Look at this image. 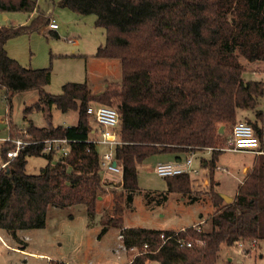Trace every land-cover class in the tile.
I'll return each instance as SVG.
<instances>
[{"label": "trees", "instance_id": "16d2710c", "mask_svg": "<svg viewBox=\"0 0 264 264\" xmlns=\"http://www.w3.org/2000/svg\"><path fill=\"white\" fill-rule=\"evenodd\" d=\"M59 5L80 16H95L105 43L94 56L120 61L122 82L98 94L86 82L66 83L59 95L48 93L51 66H23L9 56L6 46L19 36L45 32L51 15L38 0H0V13L30 17L24 25L0 26V90L9 111L16 94L36 91L39 99L25 115L43 111L49 121L48 127L39 128L25 120L28 123L20 131L7 119L10 139H27V133L34 142L0 169V230L14 238L19 231L43 228L51 208L84 205L90 217L95 215L107 183L100 166L102 148L91 142L98 132L87 113L89 106L114 105L119 113L122 145L115 155L123 178L122 192L114 191L116 214L124 193L132 203L139 190V168L153 156L172 154L179 159L173 162H180L189 154L211 150L207 167L214 176L223 153L218 145L224 130L239 122V111H255L264 98V80L245 79L240 60L264 63V0H60ZM49 35L59 37L51 29ZM53 108L65 114L77 112V124L53 126ZM255 112L256 120L246 123L253 127L263 153L254 159L230 203L212 180L203 194L215 208L209 229L201 225L179 231L122 228L125 249L137 250L128 264H217L224 245L264 242V108ZM47 139L70 140L68 155L45 152ZM3 144L1 164L15 148L13 142ZM39 156L47 159V165L38 175L28 174V158ZM190 178L188 173L164 177L168 192L161 194V201L171 193L192 203L203 199L202 194H193ZM103 224L102 236L111 227H120L116 216Z\"/></svg>", "mask_w": 264, "mask_h": 264}, {"label": "rangeland", "instance_id": "374dc122", "mask_svg": "<svg viewBox=\"0 0 264 264\" xmlns=\"http://www.w3.org/2000/svg\"><path fill=\"white\" fill-rule=\"evenodd\" d=\"M59 2L60 0H38L40 8L49 13L58 24L60 37H51L49 29L41 33L19 36L7 43L9 55L23 66L33 69L51 66L52 79L46 87V91L50 94H61L63 85L69 82H86L93 94L101 91L107 84V87L110 84H120L122 82L120 61L99 59L94 56L99 45L105 43L104 30L95 26V16H80L60 7ZM5 14L9 15V18ZM29 20L30 17L26 13H0V26L24 25ZM74 39L78 40L77 44L72 42ZM240 60L246 68L245 79L264 80V65H254L244 58ZM38 99L39 94L36 91L16 94L12 101V110L9 111L4 93L0 90V148L4 145V140L9 137L7 119L20 131L24 130L28 123L25 120H32L39 128L49 126L46 113L43 111H34L25 115L26 108L35 104ZM110 106L115 108L114 105ZM263 108L264 98L260 100L256 110ZM255 111H239L237 121L254 122ZM51 114L53 126L70 127L78 122V113L75 111L65 114L53 108ZM91 123L92 126H97L93 119ZM232 128L230 126L226 131L224 130L223 140L219 142L218 149L223 150V153L216 163L214 176L210 175L207 167L212 151L206 150L195 154L193 168L197 173L190 178L193 194L203 195L215 180L218 183L219 194L234 198L244 174L249 170L245 169L243 172L244 166L260 156L226 150ZM20 134L19 132L18 137ZM169 157L174 159L172 154H163L153 156L142 164L138 175L139 190L133 194L131 204L126 201L127 195L123 194L120 200L121 211L116 214L112 209L115 204L114 191L118 194L122 192L120 178L103 177L107 183L106 193L97 204L96 213L92 217L84 205L65 209L51 208L47 212L43 228L19 231L15 235L16 238L0 230V264H59L60 262L127 264L134 253H128L129 250L127 252L123 247L120 235L122 228L178 231L201 225V228L209 229L208 219L215 212L209 196L203 195L201 197L203 199L192 203L179 193H171L167 201H161V194L168 192V186L167 181L156 174L155 168L160 161ZM47 163L44 156L30 157L26 172L30 175H38ZM115 182L117 183L114 184ZM203 182L205 186H202ZM113 216L119 218L120 227H111L102 236L103 222ZM118 252L120 257L117 255ZM135 253L137 254L136 249ZM217 264H264V242H259L257 246L249 242L224 245Z\"/></svg>", "mask_w": 264, "mask_h": 264}, {"label": "built area", "instance_id": "2783aa9c", "mask_svg": "<svg viewBox=\"0 0 264 264\" xmlns=\"http://www.w3.org/2000/svg\"><path fill=\"white\" fill-rule=\"evenodd\" d=\"M51 30H57L58 24L54 21L50 23ZM88 115L94 120L97 125L98 135L95 139L91 140L92 143L102 148L100 154V166L102 176L108 179L118 177L122 185L123 169L121 164L117 161L115 149L117 146L122 145L120 129V117L116 109L108 106L91 105L87 110ZM25 138L10 139L9 137L4 141L13 142L15 148L7 152L8 161L1 164L0 169L6 167L11 159L18 157L20 151L26 146L34 144L30 140L27 133L24 134ZM71 141L68 139H47L43 141L44 151L53 152L57 157L67 156L70 151ZM260 143L255 135L253 127L246 122H237L233 127L232 134L226 143V150L231 152H252L262 154L259 150ZM195 155H191L187 160L180 162H164L159 163L155 172L159 177H170L188 173L191 175L196 174L197 170L193 168V159ZM207 182V181H206ZM115 182L114 184H116ZM202 186H205L203 182ZM161 238L166 242L168 240L162 235ZM191 247V244H187ZM135 250V249H133Z\"/></svg>", "mask_w": 264, "mask_h": 264}, {"label": "crops", "instance_id": "0c3cea01", "mask_svg": "<svg viewBox=\"0 0 264 264\" xmlns=\"http://www.w3.org/2000/svg\"><path fill=\"white\" fill-rule=\"evenodd\" d=\"M5 16H7V18H9V15L5 14ZM53 21L55 22L54 19H52V22H53ZM49 30H50V28H49ZM58 30H59V28H58L57 30H54V31H56L57 34H58V36H59ZM59 37H60V36H59ZM59 37H58V38H59ZM72 42H74V44H77L78 40H75V39H74ZM101 45H103V43H101L99 46H101ZM7 47H8V45L6 46V48H7ZM7 51H8V49H7ZM8 54H9V51H8ZM9 56H10V55H9ZM74 56H75V55H74ZM83 56H84V55H83ZM10 57H11V56H10ZM254 65H260V66H261V65H264V63H262V62H255ZM107 85H108V84H107ZM107 85H106V87H107ZM106 87L103 88V89H101V91H99L98 93L103 92V91L106 89ZM98 93H95V94H98ZM243 112H245V111H243ZM240 115H242V114H240ZM238 118H239V114H238ZM242 153H243V152H242ZM245 153H252V152H245ZM254 154H257V153H254ZM257 155H261V154H257ZM170 157H171V156H170ZM170 157H169V158H165V160L160 161V162H173V161H175V160H179V159H175V158L172 159V158H170ZM184 158H185V157H184ZM253 161H254V159H253ZM253 161H252L250 164H248V165L245 164L246 166H244V168H243V172L245 171V169H247V170L249 169V170H250V169L252 168V166H253ZM249 170H248V171H249ZM245 175H246V174H244V177H245ZM244 177H243L242 181L244 180ZM242 181H241V182H242ZM241 182H240V183H241ZM182 229H185V228H182ZM182 229H181V230H182ZM178 231H179V230H178ZM119 239H120V238H119ZM120 242L122 243V241H120ZM121 245H122V244H121ZM123 247H124V246H123ZM126 251H127V250H126ZM127 252H128V251H127ZM115 253H116V252H115ZM128 253H131V254L134 253V254L132 255L131 258H133V257L136 255L135 250H133V249L129 250ZM117 255H118V257H120L119 252L117 253ZM129 261H130V260H129ZM129 261H128V263H129ZM128 263H127V264H128ZM85 264H87V263H85ZM90 264H91V263H90Z\"/></svg>", "mask_w": 264, "mask_h": 264}, {"label": "water", "instance_id": "95a60500", "mask_svg": "<svg viewBox=\"0 0 264 264\" xmlns=\"http://www.w3.org/2000/svg\"><path fill=\"white\" fill-rule=\"evenodd\" d=\"M223 130H224V128L221 127V128L219 129V132L222 133ZM223 198H224V200L226 201V203H230V202L232 201V199H233V198H229V197H227V196H223Z\"/></svg>", "mask_w": 264, "mask_h": 264}]
</instances>
